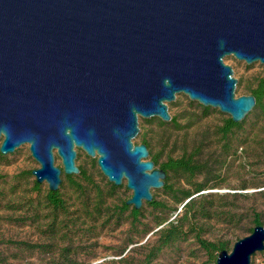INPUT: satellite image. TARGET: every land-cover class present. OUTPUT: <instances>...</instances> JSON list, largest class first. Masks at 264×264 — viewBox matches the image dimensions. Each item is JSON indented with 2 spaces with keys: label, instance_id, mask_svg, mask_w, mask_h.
<instances>
[{
  "label": "water",
  "instance_id": "obj_1",
  "mask_svg": "<svg viewBox=\"0 0 264 264\" xmlns=\"http://www.w3.org/2000/svg\"><path fill=\"white\" fill-rule=\"evenodd\" d=\"M227 56L264 64V0H0V153L28 144L35 180L55 191L80 148L140 209L166 177L132 141L140 117L169 121L178 93L235 122L255 106ZM263 249L257 225L216 264Z\"/></svg>",
  "mask_w": 264,
  "mask_h": 264
},
{
  "label": "rangeland",
  "instance_id": "obj_2",
  "mask_svg": "<svg viewBox=\"0 0 264 264\" xmlns=\"http://www.w3.org/2000/svg\"><path fill=\"white\" fill-rule=\"evenodd\" d=\"M224 61L232 66L233 76L238 80L236 96L249 94L248 86L257 76L264 74V64L260 62L247 64L234 56H227ZM167 104L170 115L178 118L180 127L156 116L140 117L139 133L146 136L153 152L159 153L162 160L169 156L177 157L199 145L200 158L219 169L220 176L210 182L218 183V186L195 194L200 201L203 195L206 196L205 202L210 204L212 214L193 222L202 228L204 238L225 241L228 250H231L238 239L251 233L250 228L256 218L264 226V112L252 109L246 114L241 120L244 121L242 128L234 133L232 154L224 158L219 157L222 143L215 132L228 114L212 107L206 113L197 106V101L190 100L184 93H178ZM153 118L163 123L158 120L147 122ZM140 140L137 135L132 141L138 144ZM76 150V165L105 190L108 180L101 173L96 157L88 156L80 148ZM2 155L0 264H53L61 259L66 248V253L77 264H213L192 235L164 247L150 263H146L147 254L156 243L157 231L183 212L182 203H175L171 197L163 194L161 188H153L151 192L156 199L165 201V210L154 211L145 201L141 206L142 216L132 225L128 213L107 221L105 212L102 215L91 212L94 192L89 193L84 202V198L65 183L61 191L70 206L69 215L65 219L59 216L58 227H51L49 211L33 191L35 176L27 174L39 167L30 154L29 145L22 144L13 152ZM55 165H61L58 156ZM202 178L201 175L198 179ZM172 181L183 184L175 178ZM41 185L43 191L48 189L46 182ZM119 186L121 188L114 196L106 197L107 206L119 204L131 196L132 191L126 187L125 181ZM85 203L88 205L87 211L84 209ZM160 219L165 223L159 225ZM18 242L35 244L37 247L32 249ZM250 264H264V252L254 253Z\"/></svg>",
  "mask_w": 264,
  "mask_h": 264
},
{
  "label": "trees",
  "instance_id": "obj_3",
  "mask_svg": "<svg viewBox=\"0 0 264 264\" xmlns=\"http://www.w3.org/2000/svg\"><path fill=\"white\" fill-rule=\"evenodd\" d=\"M248 93L255 97V106L253 111L264 112V74L259 75L255 78L253 84L248 86ZM193 104V102H190ZM204 112H210L211 107L203 106L197 104ZM190 119V118H189ZM158 120L156 118L148 119L147 122H152ZM163 123L161 120H158ZM170 122L176 127H180L178 118L171 116ZM244 124V121L235 122L230 116L223 119L222 124L217 127L215 135L221 140L219 157H228L232 154V140L236 130H240ZM140 137V143H144L149 150V159L154 162V166L165 172L166 177L164 179V184L161 190L164 195L171 197L175 203H182L183 212L175 220L169 221L166 225H163L157 231V239L155 245L150 249L146 257V263H150L160 251L167 246H170L176 242L186 240L189 235H192L198 246L205 252L208 259L216 264V259L218 254L222 250H228L227 243L225 241H211L202 236V228L197 226L194 220L199 218L209 217L212 214L210 204H206V196L203 195V200L200 201L196 198L195 194L200 193L205 189L215 188L218 183L210 184L211 181H215L217 177L220 176L219 169L213 168L208 160H202L200 158V146H194L190 151H185L177 157L169 156L162 160L159 153H154L150 142L147 140L146 136L142 133L138 134ZM3 155L0 153V157ZM95 162V161H94ZM97 163V162H96ZM32 170L28 171L27 174L30 175ZM63 174V180L60 187L53 191L48 189L42 190L41 183L36 180L33 182V191L39 196V201L46 206L49 211L51 218V227H58L59 216H63L65 219L69 215V204L64 194L62 193V188L66 183L68 187L76 194H79L86 198L88 194L92 191L94 192V203L91 212L98 213L99 215L105 212L107 221H110L113 217L121 218L128 213V219H130L131 224L135 225L140 217L142 216V210L134 208L132 205L126 203L127 199L121 200L119 204L113 206L106 205V197H112L116 191L121 188V186H116L113 183L107 181L106 189L103 190L98 184H96L91 176L83 169L79 167V172L76 175ZM203 176L202 179H198L199 176ZM175 178L178 183L183 182V184H177L172 179ZM147 204L154 210L163 212L165 210V201L158 200L155 196L152 197ZM84 209L87 211L88 205L84 204ZM176 209V208H175ZM101 214V215H102ZM165 220H158V224H164ZM257 225H262L258 218L254 220V225L250 228L252 232L253 228ZM30 248L37 247L34 245H28L22 242H18ZM67 248L63 250L62 257L60 260L53 262V264H77L68 254ZM264 252V249L262 250Z\"/></svg>",
  "mask_w": 264,
  "mask_h": 264
},
{
  "label": "bare ground",
  "instance_id": "obj_4",
  "mask_svg": "<svg viewBox=\"0 0 264 264\" xmlns=\"http://www.w3.org/2000/svg\"><path fill=\"white\" fill-rule=\"evenodd\" d=\"M123 181H125V180L123 179Z\"/></svg>",
  "mask_w": 264,
  "mask_h": 264
}]
</instances>
